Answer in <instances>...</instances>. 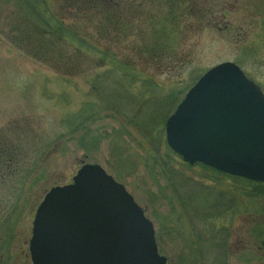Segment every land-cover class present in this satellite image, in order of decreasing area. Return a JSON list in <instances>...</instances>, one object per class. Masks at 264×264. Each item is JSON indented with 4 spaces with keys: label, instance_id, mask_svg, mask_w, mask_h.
Here are the masks:
<instances>
[{
    "label": "rangeland",
    "instance_id": "obj_1",
    "mask_svg": "<svg viewBox=\"0 0 264 264\" xmlns=\"http://www.w3.org/2000/svg\"><path fill=\"white\" fill-rule=\"evenodd\" d=\"M48 1L68 27L94 46L115 51L127 65L140 68L141 78L163 84L152 88L159 98L170 88L181 95L192 69L203 72L227 60L264 89V0ZM16 7L17 0H0V264H31L28 242L39 202L52 186L71 182L84 163H98L113 176L119 173L117 179L153 221L166 264H200L193 261L189 247L192 231L204 239L222 232L220 246L207 247L205 264H221L224 258V264H264L262 199L250 204L238 195L237 203L229 199L232 207L224 214L193 216V229L184 221L172 228V220H164L171 210L178 211V205L172 209L168 194L160 193L164 181L155 169L150 172L145 141L128 123L130 113L150 97L146 92L136 95L140 84L128 85V94H121L127 116L110 108L100 111L90 127L98 133L95 146L87 150L79 145L81 132L71 136L66 117L84 102L100 100L94 87L107 94L120 89L117 72L100 76L112 64L101 65L97 53L68 36L53 38L50 51L35 57L14 38L12 24L21 19ZM159 29L170 49L150 60L151 55L141 52ZM129 96L130 102L125 98ZM10 152L17 157L14 170L2 162ZM187 173L200 178L199 168ZM210 183L225 189L231 184L223 179ZM220 251L221 259H216Z\"/></svg>",
    "mask_w": 264,
    "mask_h": 264
},
{
    "label": "water",
    "instance_id": "obj_2",
    "mask_svg": "<svg viewBox=\"0 0 264 264\" xmlns=\"http://www.w3.org/2000/svg\"><path fill=\"white\" fill-rule=\"evenodd\" d=\"M164 131L184 161L264 182V92L235 62L204 71ZM28 250L32 264H166L152 220L98 163L82 164L71 182L45 193Z\"/></svg>",
    "mask_w": 264,
    "mask_h": 264
},
{
    "label": "trees",
    "instance_id": "obj_3",
    "mask_svg": "<svg viewBox=\"0 0 264 264\" xmlns=\"http://www.w3.org/2000/svg\"><path fill=\"white\" fill-rule=\"evenodd\" d=\"M48 2V0H17L16 11L21 19L12 24L15 40L20 41L27 48V51L33 53L35 57L43 58L45 53L50 51L49 42H52L53 38L63 39L68 36L78 46L97 53V61L101 65L106 64L105 62L112 64L111 68L106 72H102L100 76L104 77L106 73L108 75L110 72H113L111 74H116L117 72V84L120 89L122 88V90H113V92L110 90L107 94L104 90L94 87L93 93L100 95V100L96 102L88 100L83 103L79 110L66 117V121L71 128L69 133L76 134V132H81L80 137L78 136L77 138L79 145L87 150L95 146L98 141V133L96 131L93 132L90 127L100 111H107L108 108L114 109L121 113L123 117L126 115L125 113H128L126 104H123L121 100L123 98L121 94H128V85L137 83L140 84L141 89L136 95L146 92L150 97L141 103L140 108L136 112L130 113L131 118H128V123L132 125L139 137L145 141L144 150L150 153L152 161L150 172L153 174L155 169L159 177L164 181V185L160 188V193L164 196L168 194L166 198L168 197L167 200L170 201L172 209L178 205L176 206L178 211L175 209L174 211L171 210L164 217V220H172L169 222L172 224V228L180 227L179 223L184 221L193 229V216L195 215L217 217L220 214H224L232 207L229 204V199L230 203H237L238 195L242 199L248 200L250 204H252L253 200H264V182L230 175L199 162L189 164L179 154L174 152L166 142L164 132L166 118L174 110L185 91L202 72L195 73L193 69L191 70V81L185 89L179 92L181 95L175 92L174 88H170L165 95L159 98L156 94L154 95L155 91H152V88L156 90L163 84L154 81L152 78L146 80L141 78L140 68L136 65H127V62L122 60L115 51L94 46L85 35H81L68 27L58 15L59 12L54 11ZM60 7L61 9L64 8V6ZM163 38L166 39L162 29L157 30L155 37L142 50L141 55H151L149 59L153 60L160 53H166L170 48H167V43L166 41L164 42ZM176 93L177 95H175ZM125 98L130 99L129 102L132 100L130 96ZM9 155L11 157L4 159L2 162L5 163L6 167L14 170L18 166V163H16L17 157L12 152ZM172 161L182 166L180 168L183 170L179 166L174 165ZM198 168V174H200L198 179L194 177V174L187 173ZM118 174V172L115 173L116 176ZM116 176L114 177L117 179ZM153 179L156 183H160L158 178ZM221 179L228 180L231 184L225 189L218 184L210 183L211 180L215 182ZM198 198H202L205 201L209 200L208 204L201 205L198 202H194ZM198 205L202 206V208H198ZM166 234L169 235L168 232ZM221 236L222 232L221 235L215 233L212 237L208 236L206 237L207 239H204L202 236H193L192 231V241L189 242V247L192 250L193 261L205 264L208 260L207 247L220 246ZM221 255L222 251L216 256V259H221ZM224 263H226L225 258L221 264ZM210 264H219V262L216 260L215 263L211 262Z\"/></svg>",
    "mask_w": 264,
    "mask_h": 264
},
{
    "label": "flooded vegetation",
    "instance_id": "obj_4",
    "mask_svg": "<svg viewBox=\"0 0 264 264\" xmlns=\"http://www.w3.org/2000/svg\"><path fill=\"white\" fill-rule=\"evenodd\" d=\"M162 254V253H161ZM165 255V254H164ZM166 256V255H165ZM166 258H167V262H168V257L166 256Z\"/></svg>",
    "mask_w": 264,
    "mask_h": 264
}]
</instances>
